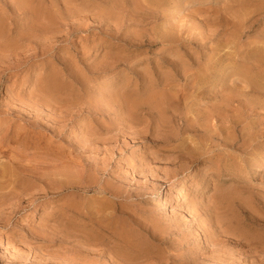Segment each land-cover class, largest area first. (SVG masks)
<instances>
[{"label": "rangeland", "instance_id": "374dc122", "mask_svg": "<svg viewBox=\"0 0 264 264\" xmlns=\"http://www.w3.org/2000/svg\"><path fill=\"white\" fill-rule=\"evenodd\" d=\"M0 264H264V0H0Z\"/></svg>", "mask_w": 264, "mask_h": 264}, {"label": "bare ground", "instance_id": "6f19581e", "mask_svg": "<svg viewBox=\"0 0 264 264\" xmlns=\"http://www.w3.org/2000/svg\"><path fill=\"white\" fill-rule=\"evenodd\" d=\"M189 111V110H188ZM164 193V191L162 192V194ZM182 198V195L181 194H178V196L175 198L176 200H180ZM164 199V198H163ZM168 201L169 200H165V205H168ZM170 205V204H169ZM189 205V204H187ZM189 207V206H188ZM167 208V207H166ZM167 210V209H166ZM219 253V252H218ZM221 257V256H220ZM242 263V262H241Z\"/></svg>", "mask_w": 264, "mask_h": 264}]
</instances>
